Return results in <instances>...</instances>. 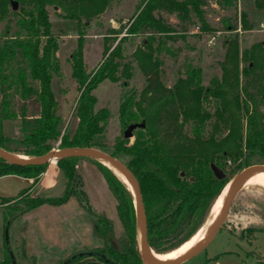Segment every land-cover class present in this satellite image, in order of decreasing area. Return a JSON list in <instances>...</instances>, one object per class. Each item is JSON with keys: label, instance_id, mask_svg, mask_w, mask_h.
Wrapping results in <instances>:
<instances>
[{"label": "trees", "instance_id": "16d2710c", "mask_svg": "<svg viewBox=\"0 0 264 264\" xmlns=\"http://www.w3.org/2000/svg\"><path fill=\"white\" fill-rule=\"evenodd\" d=\"M112 1L0 0V148L26 156L72 147H93L107 152L130 170L138 184L149 248L156 254L172 253L206 224L209 211L226 185L225 175L215 178L210 164L221 169L225 162H230L237 171L254 163L264 164V45L252 43L243 54L246 64L239 66L242 56L234 35L223 41L225 53L219 63L218 79L210 78L208 84H203L200 68L185 65L172 85L165 86L159 79L162 60L157 56L158 47L165 40L184 37L191 20L190 11L200 22V29L211 32L202 8L208 0H137L127 23L120 24L115 32L124 30L123 35L114 46L105 44L100 61L85 70L84 37L79 26L82 20L84 26L88 19L101 14ZM213 1L221 8L231 7L235 2ZM11 2L16 3L15 10ZM51 6L61 10L63 18L73 19L77 24L76 43L68 58L78 91L71 112L73 127L64 125L60 118L53 87L54 78L61 71L55 54L58 42L48 19L47 8ZM254 6L264 7V0H254ZM162 13L172 15L177 20L174 26L179 29ZM220 27L232 32L236 20L225 18ZM135 36L142 39L130 51L131 58L142 73L145 86L136 98L133 93L123 94L117 119L123 129L130 124L143 123V126L133 129L128 138L121 133V137L106 146L101 139L109 112L106 107H95L94 89L103 79L117 82L122 78L119 85L127 83L132 69L128 61H123L122 43ZM17 55L20 63L15 70L11 63ZM11 92L19 96L17 114L9 99ZM12 117L19 121V138L15 141L20 150L8 146L10 138L2 134L3 121ZM82 159L90 160L99 169L113 195L121 224L119 236L112 233L111 219L96 211L86 201L84 192L72 185L75 168ZM50 163H55L63 174V193L57 197L26 193L21 205L8 206L10 211L3 215L4 226L17 214L41 204L57 206L74 195L92 219V234L101 241L99 246L80 252H95L114 264H141L134 201L114 171L91 157L66 156ZM47 164L19 166L0 158V176L30 178L32 186ZM29 190L30 187L24 188L18 194ZM256 230L260 229L243 228L237 236L240 239L244 231ZM3 254L0 264H12L4 241ZM77 254L58 259L56 264L75 255L66 264L87 257ZM93 256L96 260L85 264H109Z\"/></svg>", "mask_w": 264, "mask_h": 264}, {"label": "rangeland", "instance_id": "374dc122", "mask_svg": "<svg viewBox=\"0 0 264 264\" xmlns=\"http://www.w3.org/2000/svg\"><path fill=\"white\" fill-rule=\"evenodd\" d=\"M136 3L137 0H114L101 14L88 19L84 26H82L84 21H81L79 28L82 29L84 37L82 53L85 70L91 69L100 61L105 44L114 46L123 35L124 30L118 34H115V32L120 24L125 25L127 23ZM202 8L206 22L213 29L211 32L202 31L200 22L194 13L190 11L191 20L184 32V37L165 41L161 39L164 43L158 47L157 56L162 60L159 67V79L165 86L172 85V82L182 72L181 70L185 65L200 68V81L203 84H208L210 78L218 79L220 75L219 63L225 53L223 41L233 38L234 35L237 36V48L240 56H242L239 66L246 64L243 54L252 43L261 42L264 45V7L255 8L254 0H235L233 5L228 8H221L213 0H208ZM47 11L52 34L58 42L55 54L58 57L61 74L59 77H55L53 82V87L56 90L58 114L64 121V125L69 124L70 127H73L75 120H73L71 112L78 91L75 80L71 75L68 58L76 43L77 24L73 19L63 18L62 11L58 8L51 6L47 8ZM162 17L168 19V22L173 26L177 22L172 15L162 13ZM228 17L236 20V29L232 32L220 27L223 19ZM11 24H13L12 21ZM196 26H198L197 31L195 30ZM175 29H179L178 25ZM104 35L107 37H104ZM211 36L215 37L213 43L209 42ZM141 39V36L130 37L122 43L123 61H128L132 69L127 83L124 86L119 85L122 78L117 82L103 79L94 89L95 107H106L109 112L101 139L106 146H110L117 137H121L123 131L117 119L118 105L123 94L133 93L134 98H136L145 86L144 77L133 62L130 52L136 44L141 42ZM19 63L20 59L17 55L11 66L16 70ZM9 99L13 110L17 114L20 106L17 101L19 99L18 94L11 92ZM18 124V119L12 117L5 119L2 125V134L10 138L7 142L8 146L15 150L21 149L20 144L15 141L19 138ZM206 129H208V125ZM11 153L19 156L24 155L19 154L17 151ZM223 165L224 167L221 169L226 177L224 189L239 170L237 171L236 166L230 162H225ZM49 166L55 168V163L48 162L46 166L47 172L50 174L51 170L49 168L51 167ZM75 169L76 175L72 185L84 192L86 201L96 211L103 212L106 217L111 219L112 233L119 236L121 224L116 216L115 201L99 169L87 159L79 161ZM53 176L54 182L51 187L47 186L44 180H41L32 186L31 191H24L22 194L18 193L26 187L24 182V185L19 184V181L13 177L0 179V194L11 195L8 199L0 198V242L3 244L4 241L5 246L9 247L14 255L15 264H32L29 256L23 258L21 247L23 242L27 241L32 242L34 248L38 250V233L39 236L44 238L45 241H43L47 246L51 245L52 240H54L57 248L61 247L62 250L58 251L59 253L56 249V253L60 254L59 259L75 252L81 253L82 250H91L94 246L101 244L100 239L92 234L91 217L82 208L74 195L70 196L63 204L57 206L41 204L37 208L17 214L8 220V223L4 226L3 215L5 211H10L8 206L21 205L20 200L26 196V193L38 197H57L63 193L65 186L61 170L55 168ZM221 193L218 197L221 196ZM130 195L133 201L131 192ZM211 211H209V217ZM209 217L206 224L200 228V231L204 228L207 229L209 226L211 222ZM251 227H258L260 230H256L254 233L244 231L242 238H238L237 235L240 230L243 231V228ZM197 234L193 239L196 238ZM172 251V253L169 251L157 254H165L162 256L171 260L177 255L174 253L175 250ZM80 260L86 263L95 261L96 258L91 255ZM179 264H264V186L258 183L243 185L235 195L222 226L213 238L202 251Z\"/></svg>", "mask_w": 264, "mask_h": 264}, {"label": "water", "instance_id": "95a60500", "mask_svg": "<svg viewBox=\"0 0 264 264\" xmlns=\"http://www.w3.org/2000/svg\"><path fill=\"white\" fill-rule=\"evenodd\" d=\"M11 6H12V10H15L17 8L15 2H11ZM140 126H143V123L128 125L122 131L123 137L125 138L131 137V131ZM66 156H82L88 158L91 157L98 160L102 164L106 162L112 167V169L117 170L120 174H123L127 182L131 184L134 193L133 201H134L135 214L137 217L136 234L138 241V250L142 260L141 264H179L187 259H190L193 255L202 251L203 248L207 245V243L213 238V236L222 226L223 221L227 216V212L229 210L231 203L234 200L235 195L238 193L239 189L243 186L248 176L254 173V171H258V170L264 171V164H258V163H254V165H249L239 170L238 173L232 178L231 185L224 197L225 199L223 200L221 208L217 213V217L215 218L211 226L208 228V230H206L205 236L199 242L193 245L189 251L185 252L181 256L174 258V260L162 261L159 259L156 260L154 258V253L147 244L146 218L144 217L143 204L140 199L138 184L136 183V180L133 174L130 172V170L126 168V166L123 163H121L118 159L114 158L107 152H102L93 147L55 148L39 156H25L22 158H19L18 154H13L9 151H4L3 149L0 148L1 159H3L5 162L6 161L9 162L10 164L19 165V166L39 165L41 163H46V162L48 163L51 160H54L56 162L57 159ZM210 167L215 178L221 179L224 177L225 174L222 171V169L218 168L213 164H210ZM5 247L7 249L8 254H10L12 264H15L14 255L11 253V250L9 249V247H7V245ZM77 255H82V256L97 255L106 263L114 264L112 261L109 260L107 261L103 255H99L95 252H91V253L85 252V253H79ZM75 256L63 261L62 264H66L67 261L75 258Z\"/></svg>", "mask_w": 264, "mask_h": 264}, {"label": "crops", "instance_id": "0c3cea01", "mask_svg": "<svg viewBox=\"0 0 264 264\" xmlns=\"http://www.w3.org/2000/svg\"><path fill=\"white\" fill-rule=\"evenodd\" d=\"M49 167H51L49 168L51 170L50 174L47 172V168H46V171L39 176V179L37 180V182L44 180L46 185L51 187L54 182L53 175L55 173V168L54 167L52 168V166H49ZM6 177H13L17 179L19 181V184H23L24 182L26 184V187H30L29 191H31L33 188L32 186L34 184L31 186L32 179L30 178H26V177L22 178L14 174H6L5 176H0V179L6 178ZM10 196L11 195H8V194H0V198H7ZM37 237H38V250L34 248L32 242H27V241L23 242L22 247H21V253H22L23 258L25 259L29 256L32 260V264H43V263L55 264V262H57L60 257L59 256L60 254H58L59 253L58 251L62 250L60 249L61 247L59 246L57 248V244H55L54 240H52L51 245L48 244L49 246H47L44 242L45 241L44 238L42 236H39V233ZM56 249L58 253H56ZM3 255H4L3 254V244L0 242V260L2 259ZM75 264H85V263L80 260V261L75 262Z\"/></svg>", "mask_w": 264, "mask_h": 264}, {"label": "bare ground", "instance_id": "6f19581e", "mask_svg": "<svg viewBox=\"0 0 264 264\" xmlns=\"http://www.w3.org/2000/svg\"><path fill=\"white\" fill-rule=\"evenodd\" d=\"M19 158H22V157H25L24 155L23 156H19ZM54 160H51L50 162H53ZM103 165L109 167V168H112L108 163H103ZM114 173L121 179V181H123V183L128 187L129 191L131 192L132 194V197L134 199V193H133V189H132V186L131 184H129L127 182V180L125 179L124 175L123 174H120L117 170H114ZM255 183H258L262 186H264V171H254V173H252L251 175L248 176V178L245 180L244 184H255ZM231 185V182H228L227 183V186L223 189L222 193H221V196L219 197V199L217 200L218 202L214 205L212 211H211V215L209 217V220L211 221L209 226L207 227V229H203L202 231H199L196 238H192L188 243L184 244L183 246L179 247L178 249H176L174 251L175 255L174 258L178 257V256H181L182 254H184L185 252L189 251L190 248L195 245L197 242H199L206 234V230H208V228L211 226V224L214 222L215 218L217 217V213L219 212L220 208H221V205H222V202L223 200L225 199V195L229 189ZM204 235V236H203ZM154 258L156 260H162V261H169L168 259H165L162 255H159V254H154ZM174 258H172L171 260H174Z\"/></svg>", "mask_w": 264, "mask_h": 264}, {"label": "built area", "instance_id": "2783aa9c", "mask_svg": "<svg viewBox=\"0 0 264 264\" xmlns=\"http://www.w3.org/2000/svg\"><path fill=\"white\" fill-rule=\"evenodd\" d=\"M195 30L196 31L198 30V26H196V29ZM214 39H215V37L214 36H211L209 42L210 43H213Z\"/></svg>", "mask_w": 264, "mask_h": 264}]
</instances>
